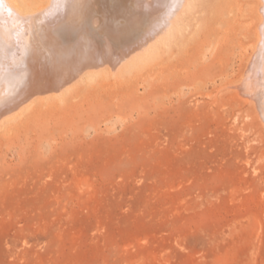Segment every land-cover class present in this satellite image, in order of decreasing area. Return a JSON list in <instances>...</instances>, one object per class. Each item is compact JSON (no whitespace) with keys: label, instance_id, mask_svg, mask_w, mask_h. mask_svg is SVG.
<instances>
[{"label":"rangeland","instance_id":"obj_1","mask_svg":"<svg viewBox=\"0 0 264 264\" xmlns=\"http://www.w3.org/2000/svg\"><path fill=\"white\" fill-rule=\"evenodd\" d=\"M260 8L193 0L145 65L1 127L0 264H264V122L234 88Z\"/></svg>","mask_w":264,"mask_h":264},{"label":"bare ground","instance_id":"obj_2","mask_svg":"<svg viewBox=\"0 0 264 264\" xmlns=\"http://www.w3.org/2000/svg\"><path fill=\"white\" fill-rule=\"evenodd\" d=\"M44 2L0 0V128L25 121L37 100L145 65L182 32L193 0ZM260 13L261 43L234 88L264 122V0Z\"/></svg>","mask_w":264,"mask_h":264}]
</instances>
